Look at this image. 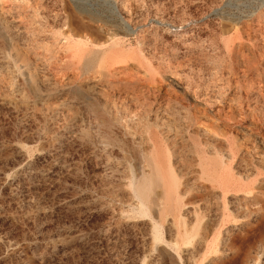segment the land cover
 <instances>
[{"label": "rangeland", "instance_id": "374dc122", "mask_svg": "<svg viewBox=\"0 0 264 264\" xmlns=\"http://www.w3.org/2000/svg\"><path fill=\"white\" fill-rule=\"evenodd\" d=\"M153 140L203 217L184 263L264 264V0H0V264H178L132 210Z\"/></svg>", "mask_w": 264, "mask_h": 264}, {"label": "bare ground", "instance_id": "6f19581e", "mask_svg": "<svg viewBox=\"0 0 264 264\" xmlns=\"http://www.w3.org/2000/svg\"><path fill=\"white\" fill-rule=\"evenodd\" d=\"M114 9L116 10V12H115L116 14L119 13V15L121 17H123L119 6H117V5L114 6ZM124 23L126 24L127 28L130 31H134V32L136 31L135 29L132 30V28L129 26L128 22H124ZM171 31L172 30H168V32H171ZM177 32H178V30H177ZM66 39L71 40V37L69 35H67ZM76 44H77V47L80 48L83 43H82V41H78ZM106 50H107V46L93 50L95 52L93 55L89 56V59L92 61V64H94V66H98V67L100 66L101 67L103 65ZM141 116H142V114H141ZM150 120L151 119H149V122H150ZM145 121H148V120H145ZM148 125H150V124H148ZM206 131H207V129H206ZM153 139H155V138H153ZM152 146H153V150H152L153 153H152V155L147 157L148 158L147 164L151 167L150 171L147 172V171H145L146 169L142 170L140 176H135L130 182V186L132 188L133 194L137 199V204H136L137 206H135L132 210L134 211L136 217H140L142 219H149L150 220L149 224H151V227H150L151 231H152V237L151 238H152V242H153L152 251L157 250L159 248L160 244H162V245H164V247H162L163 252H165V253L168 252L170 254L173 253L178 264L179 263L185 264L184 263V257L182 255V251H181V249L183 248L182 246L187 245L193 241L194 236L196 234H198V231L200 229V225L202 223L203 217H201L199 215V213H197L198 210H194V212L196 213V221H195V225L193 227H190L189 223L187 222L188 220H187L186 215H184L181 212L183 210L182 207L184 205L183 204L184 201H182V198H181L182 193L180 192V181L178 179V175L175 173V171H177V170L174 171L172 165H169V167H168L169 170H167L165 165L160 160V156H159L160 151H159L158 145L155 142V140H153L151 147ZM160 146H162V145L160 144ZM164 148H166V147H164ZM206 149H208V148H206ZM212 149L213 148H211V150ZM204 152H205L206 157H204V160L200 159V160L204 161L203 173H205L206 176L211 175L212 177H214V179L213 178L212 179L219 184V187L223 191L222 197L224 199H226L227 193L229 191L233 190L235 187H237L236 179H234L232 177H231L232 179H230V177H229V179L226 180L225 177H223L224 174H223L221 168H222V164H226L227 160L224 161V160H222V158L220 160H216L214 157L218 156L219 154L212 157L211 153H209L210 151H204ZM218 152H220V151H218ZM216 153L217 152L215 151V154ZM201 155H203V154H201ZM172 164H174V163H172ZM220 169H221V171H220ZM231 170H230V172H231ZM225 173H227V172L225 171ZM219 174L221 176H219ZM229 175H233V174L229 173ZM248 176H250V175H248ZM226 177H228V176H226ZM156 187L161 188L162 194L160 197L156 196L157 198H152L153 195L151 196V193L154 190V188H156ZM248 187H250V185ZM223 205H224L223 208L226 210V213H228L226 215L227 216L230 215V211L227 207L226 200H225ZM169 216L172 217L173 225L176 228V231H175L176 235L175 236H177V237L173 241H169L165 235V230H166L165 229V226H166L165 222ZM224 217H223V219H224ZM189 221H191V220H189ZM168 223H166V224H168ZM192 224H193V222H192ZM171 231H173V230H171ZM202 231H204V230H202ZM198 240H201V239H198ZM204 240H207V239H204ZM208 247H210V244H208ZM160 249H161V247H160ZM160 252H161V250H160ZM142 264H147L145 259L142 261Z\"/></svg>", "mask_w": 264, "mask_h": 264}]
</instances>
